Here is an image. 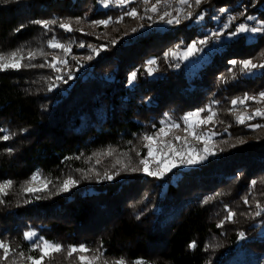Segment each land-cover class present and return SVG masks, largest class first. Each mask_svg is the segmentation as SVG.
<instances>
[{"label": "trees", "instance_id": "16d2710c", "mask_svg": "<svg viewBox=\"0 0 264 264\" xmlns=\"http://www.w3.org/2000/svg\"><path fill=\"white\" fill-rule=\"evenodd\" d=\"M169 4V10L183 13L181 23L150 32L156 21L143 0H131L126 7L113 0L108 8L103 0H0V53L23 46L25 55L43 49L45 55L32 64H50L53 58L67 62L57 64L59 72L48 66L0 72V137L10 136L0 139V184L12 182L7 195L0 193V240L12 250L0 264H30L19 254L39 255L32 245L40 238L65 250L49 264H80L66 255L68 248L80 245L131 264H231L229 255L237 250H251L264 264V212L255 216L257 203L264 205V117L243 124L237 119L238 110L248 116L264 110V101L231 104L245 94L264 92V69L247 74L229 63H264V32L229 35L241 23L255 27L264 22V0H204L192 8L178 0ZM132 8L143 18L123 15ZM220 8L227 11L221 14ZM188 11L191 19L185 18ZM201 14L204 19L198 20ZM109 18L107 27L92 23ZM49 19L74 30L57 24L47 31L30 23ZM21 24L26 26L16 33ZM216 31L223 32L221 43L216 45L213 37L198 45L202 50L188 56V69L181 61L188 45ZM52 38L71 51L49 48ZM93 49L103 50L96 55ZM165 50H173L175 57L165 60ZM152 59L156 64L149 75L147 61ZM133 71L137 77L129 84ZM57 75L66 82L55 81ZM200 109L216 114L197 130L210 136L213 155L204 153L207 159L199 164H181L162 178L125 170V160L147 156L145 135L163 127L173 137L189 136L183 117ZM211 112H200L199 120ZM36 172L49 182L47 190L24 193ZM105 172L114 179H105ZM69 177L77 186L56 194ZM252 181H257L254 187ZM226 209L236 213L234 222L225 220ZM96 214L101 229H86ZM26 231L35 233L32 241L24 239ZM193 241L195 249L189 248Z\"/></svg>", "mask_w": 264, "mask_h": 264}, {"label": "snow or ice", "instance_id": "6c2138e0", "mask_svg": "<svg viewBox=\"0 0 264 264\" xmlns=\"http://www.w3.org/2000/svg\"><path fill=\"white\" fill-rule=\"evenodd\" d=\"M5 2H7V0H5ZM113 0H103V7L108 8L110 3H112ZM116 6L118 7H126L128 3L131 2V0H114ZM204 2V0H178V3L180 5H187L189 8H192L193 6L199 7L202 3ZM143 3L145 5H151L150 7H146L145 11L146 12H151V13H160L159 14V19L163 22H165L168 25H172V24H176L179 25L181 23V19L179 16H173L171 11H163L162 13L160 12V8L163 7L164 5L169 3V0H155V2H152V0H143ZM227 10L225 8H220L219 12L221 14L225 13ZM124 16H129L132 17L133 19H139V18H143L140 16V14L137 12V10L135 8H132L131 10L125 11ZM192 17V12L188 11L186 13L185 18L186 19H191ZM147 19L151 20L152 16H148ZM204 16L203 14H201L198 17V20H203ZM213 19H218V17H213ZM231 19H235V17H231ZM248 20H252L253 17L249 16L247 17ZM123 20V16H121L116 22L120 23ZM30 23L35 24V25H39L40 27H42L43 29L47 30V31H51V26L53 25H57L64 29L65 31L71 32L73 31V27L71 26V24L66 23V22H58L56 19H49V20H32L30 21ZM77 24L80 23V20L77 19L76 21ZM94 25H103L105 27H107L110 23H111V18L109 19H105V20H96L92 22ZM26 25L21 24L19 25L14 31L16 33H19L20 31H22V29L25 27ZM142 27V26H141ZM227 27V25H225V28ZM133 32L137 31V29H132ZM259 33V32H264V22H261L259 26H255V27H249L246 24H239L238 27L236 28L235 31L231 32L229 35L230 36H236L240 33ZM223 35V32L221 31H216L213 32L211 34L210 37L206 38V39H201L198 41H193L191 44L188 45L187 47V51L184 53L183 58L187 59L188 56L195 54L197 51H200L202 49H200L198 47V45H207L209 40L212 39L213 37H215L217 40ZM115 43V42H113ZM47 46L49 48L52 49H61L63 50L65 53H68L71 51V49L69 47H67L66 45H64L63 43L57 42L55 40V38H52L50 40H48L47 42ZM80 47H84V44H80ZM103 49H93V52H95L96 55L100 54V51ZM40 55L43 56L45 55L43 49H40L39 52L34 51V50H29L27 51V54L25 55V49L22 46L21 48H18L8 54H4V53H0V72H4L7 71L9 69L12 70H20L23 67H38V68H44L45 66L51 67L54 71L59 72L60 69L57 67V64H66V61L63 60H59L56 58H53L52 62L49 64L47 61H45L44 63H40V64H32L31 61H33L34 59H36V57ZM169 55H172L173 57H175V52L173 50H169L168 52L164 53V56L167 58ZM86 59L88 60H92L93 56H88ZM29 61L28 64H24L23 61ZM229 63L233 66L239 64L241 67V71L247 74H251L252 70L254 69H264V63H260V64H256L254 63L252 60L248 59V60H243V61H236V60H230ZM156 64V60L152 59L147 61V65L149 66L147 68L148 74L151 75L152 74V69H151V65H155ZM231 71V70H230ZM137 77V72L133 71L129 74L128 77V83L132 84ZM69 79H71L72 77L69 76ZM48 79L52 80L53 78L49 77ZM55 81H64V78L62 76L57 75L54 78ZM49 91L53 90L52 85H49L48 88ZM248 100H253V101H264V92H260L257 96H250L248 94H245L243 96V98H237V99H233L231 101V104L233 106H236L238 103L239 104H245ZM204 111H209L211 112V109H200L197 112L194 113H188L186 116L183 117V120L185 122L191 120L193 117H198L200 115V112H204ZM216 114L214 112H211L210 115H208L206 118L204 119H200L198 121V123L200 125H204L207 123L212 122L214 116ZM255 116H261L264 117V110H261L259 108L255 109L251 115L245 117L244 115H240L238 116V122L243 124L245 122V119H253ZM163 123V121L161 122ZM170 127L172 128H178L179 125L178 124H172L170 125ZM254 127H260V125H255ZM185 131H188L189 135L194 136V138L199 141V142H203L205 145H207V140L202 136V135H197L194 131H189L187 128L185 129ZM161 135H167V132L165 130V128H160L159 132L153 135H145L143 137V140L145 141L144 147L147 148V157H151V161L157 164V169L155 171H152L150 169V161L148 158H141L139 161V164L142 167H130L129 165H125L124 168L126 171H131L133 173L135 172H139L142 171L146 176H152V177H156V178H162L164 175H166L167 173L171 172L174 168L178 167L179 164L176 162L175 157L179 156L180 157V164H188V165H195V164H199L201 161L207 159V155H213L214 153H212L207 147H205L204 152L207 155H198L196 153L195 149H190L188 154H187V158L185 159L184 156V152L183 150H177L174 145L171 142H168L164 145V148L161 149H157L155 148L153 145L157 144V142L159 141V138ZM0 139L7 141L10 139L9 135H4L2 137H0ZM175 139L177 141H180L181 139H183L180 136H176ZM240 143H243V141H239ZM9 153H11L12 149H8L7 150ZM168 153H171V155H168ZM107 154H110L107 153ZM137 155H140V153L138 152ZM117 163H119V161H117ZM120 173L117 172L115 173V175H119ZM104 177L105 179L111 181L112 179H114L113 175L108 174L107 172L104 173ZM39 176L38 175H33L30 179V181L27 182L28 186L24 188V191L32 194V195H36V193L42 192L45 189H47L48 187V181H40V187H33L32 185L39 181ZM77 181L72 179L71 177L65 179L60 185H59V189L58 192L56 194L59 193H68L72 188L77 186ZM252 186L254 187L257 183V181H252ZM12 188V182L11 181H7L3 184H0V193H3L4 195H7V189ZM219 195V194H218ZM37 199H41L43 197H36ZM28 203H31V201H27ZM208 201L205 200L204 203H207ZM4 201L0 200V204H3ZM245 204H248L249 201L247 198H245L244 200ZM256 207L259 209V211L255 212V216L259 217L261 215L262 212H264V205H261L259 203H257ZM227 210V209H226ZM228 214L225 217V220L227 222H234L233 218L236 216V213L230 210H227ZM140 217L137 216V219H139ZM219 227L223 226V222H221L220 225H218ZM24 239L28 240V241H32L33 238L35 237V233L33 231H26L24 234ZM239 237L240 239H244L245 237V233L244 232H240L239 233ZM197 247L196 242L193 241L192 243L189 244V248L195 249ZM32 249L33 251H38L39 255L37 256H31V255H27L25 256L24 253H20L19 255L21 257H24L27 261L30 262V264H49V262L54 258L55 254H59L63 251H65L61 245L59 244H54L52 242H49L47 240H43L42 238H40L39 240H37L36 242L33 243L32 245ZM11 246L8 243H5L4 241L0 240V261H4L7 262L9 260V257L11 255ZM90 250L84 246V245H80L79 247H70L66 250V255L67 257H73L75 253L79 252V253H88ZM78 260L80 262V264H125L124 260H116V261H112L109 262L107 259H105L103 257V252L100 249H97L92 255L88 256V255H79L78 256ZM13 264H15V262L13 261ZM136 264H142V262L140 261H136Z\"/></svg>", "mask_w": 264, "mask_h": 264}, {"label": "rangeland", "instance_id": "374dc122", "mask_svg": "<svg viewBox=\"0 0 264 264\" xmlns=\"http://www.w3.org/2000/svg\"><path fill=\"white\" fill-rule=\"evenodd\" d=\"M169 5L170 4L168 3V4L164 5L163 7H161L160 8V12H163V11H171L172 12V15L174 17L175 16H179L181 18L183 13L182 12H179L178 10H174V11L173 10H169V7H170ZM159 14L160 13H155V14L153 13V19L156 22H155V24L153 26H150L149 27L150 28V32H154L155 30H158L159 31L160 29L163 28V26H166V25L169 26L168 24L162 23V21L159 19ZM234 15L236 16L235 19H234V21H236L238 19V16L236 14H233V16ZM215 43H216V45L217 44L219 45V43H221V42L217 40V41H215ZM165 52H168V50H165L164 53ZM164 53L162 54L163 58L165 60H169V56L166 58L164 56ZM190 59L191 58L184 59L183 57L181 59L182 62H186L187 63V68L188 69H190V65L188 63L190 61ZM238 115H244L245 117L248 116L245 113V109H241L240 111L238 110ZM198 121H199V117L198 118L197 117H193L191 120L187 121V125H188L187 126L188 127L187 129L189 131H194L197 135H202L207 140V145H205L203 142L197 141L194 138V136L189 135V134H188L189 136L185 135V137H182L183 139H181L180 141H177L175 139V137L172 136V131L166 130L167 135L166 136L165 135H161L160 138H159V141L157 142V144H155L153 146L158 149L157 145H160L161 146V144H162V146H163L162 148H164V145L166 143L171 142L177 150H180L184 145H187V149L185 151H183L184 152L185 159L187 158V154H188V152H189L190 149H195L196 150V153L198 155H204V153H205L204 152L205 147L208 148L209 147V144L212 143V142H211V138H210V136L208 134H204V133H202V131H197L198 130V126H200V124L198 123ZM4 135H8V134L5 132ZM143 148H145V147L143 146ZM168 155H171V153H168ZM144 158H148V157L147 156H144ZM175 160H176V162L179 165H181L179 163V161H180V157L179 156L175 157ZM139 161H140V159H135V158L128 159L127 161L125 160L124 166L125 165H129L130 167H140ZM156 166H157V164H156ZM155 168H157V167H155ZM128 172L129 173H132L131 171H128ZM33 175H38L39 178H40L39 181L35 182L32 185L33 187H40V181H46L44 178L41 177V175L38 172L34 173ZM48 185H49V183H48ZM27 186H28V184L25 187H27ZM46 190L47 189H45L42 192H45ZM24 193L30 194V193H28L26 191H24ZM100 219H101V216L100 215H97L95 219H92V221H90L88 223V226H87L86 229H88V228L94 229V227H96V229H98V228L101 229V225L102 224L100 223ZM92 231H94V230H92ZM95 251L96 250H90L89 253H84L83 255L90 256ZM79 255H82V253L80 254V253L77 252V253L74 254V256L77 259H78V256ZM103 257H104V255H103ZM105 259H107L109 262L116 261V260H121V259H111V258H108V257H106ZM228 261L231 264H259V262H261L262 260H261V258L259 256L255 255V253L252 252L251 250H249L247 252L244 251V250H237L235 252H232L229 255ZM125 264H131V263L125 261ZM134 264H136V263H134Z\"/></svg>", "mask_w": 264, "mask_h": 264}, {"label": "built area", "instance_id": "2783aa9c", "mask_svg": "<svg viewBox=\"0 0 264 264\" xmlns=\"http://www.w3.org/2000/svg\"><path fill=\"white\" fill-rule=\"evenodd\" d=\"M234 17H236V16L234 15ZM186 149H187V145H184L180 150L185 151Z\"/></svg>", "mask_w": 264, "mask_h": 264}]
</instances>
